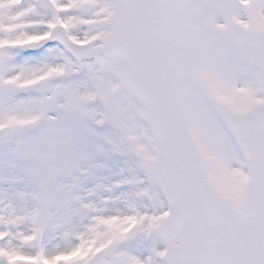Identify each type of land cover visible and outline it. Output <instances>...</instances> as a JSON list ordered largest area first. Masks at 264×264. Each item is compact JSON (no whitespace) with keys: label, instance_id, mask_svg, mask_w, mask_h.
<instances>
[{"label":"snow or ice","instance_id":"snow-or-ice-1","mask_svg":"<svg viewBox=\"0 0 264 264\" xmlns=\"http://www.w3.org/2000/svg\"><path fill=\"white\" fill-rule=\"evenodd\" d=\"M0 264H264V0H0Z\"/></svg>","mask_w":264,"mask_h":264}]
</instances>
